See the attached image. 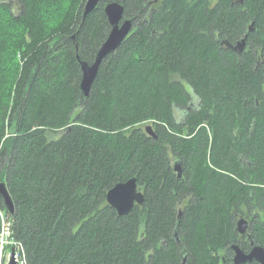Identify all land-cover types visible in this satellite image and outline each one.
<instances>
[{"label":"trees","instance_id":"1","mask_svg":"<svg viewBox=\"0 0 264 264\" xmlns=\"http://www.w3.org/2000/svg\"><path fill=\"white\" fill-rule=\"evenodd\" d=\"M85 1L0 0L14 212L0 211L28 263L233 264L232 245L264 249V0H99L84 17ZM113 2L133 28L85 96L80 62ZM242 39L241 54L222 44ZM131 178L144 203L119 216L106 194Z\"/></svg>","mask_w":264,"mask_h":264},{"label":"water","instance_id":"2","mask_svg":"<svg viewBox=\"0 0 264 264\" xmlns=\"http://www.w3.org/2000/svg\"><path fill=\"white\" fill-rule=\"evenodd\" d=\"M99 0H87L84 5L83 16L85 17L91 11H93ZM104 14L111 27V30L99 48L95 59L92 64L86 62H80V70L82 79L80 83V89L85 96L89 94L91 86L96 79L98 69L107 56L115 53L120 47L121 43L127 38L132 31V22L123 18L124 8L121 4L113 2L109 3L104 8ZM252 26V25H251ZM251 26L249 30L251 31ZM225 44L232 51L241 54L246 47L245 39H242L235 46H230L226 41ZM146 133L155 138V135L151 127H146ZM173 170L177 179L183 178L182 165L178 160H174ZM0 199L3 201V205L6 211L10 214L14 212V205L11 200L10 194L7 190L6 184L0 181ZM106 201L109 206L116 210L119 216H126L134 207V205L141 206L144 203L143 194L139 191L136 179L131 178L126 182L117 183L106 194ZM249 227L248 219L239 217L237 222V231L240 235L246 233ZM247 238L250 239L249 235ZM252 249L249 253L243 252L237 245H232L233 250V264H246L255 262L257 264H264V249L260 246H254L250 241ZM13 253L9 264H15L12 259Z\"/></svg>","mask_w":264,"mask_h":264},{"label":"built area","instance_id":"3","mask_svg":"<svg viewBox=\"0 0 264 264\" xmlns=\"http://www.w3.org/2000/svg\"><path fill=\"white\" fill-rule=\"evenodd\" d=\"M6 248L10 249L9 253H5ZM12 253L15 264H29L22 243L12 236L11 221L0 211V264H9Z\"/></svg>","mask_w":264,"mask_h":264},{"label":"rangeland","instance_id":"4","mask_svg":"<svg viewBox=\"0 0 264 264\" xmlns=\"http://www.w3.org/2000/svg\"><path fill=\"white\" fill-rule=\"evenodd\" d=\"M87 1V0H86ZM86 1H85V3H86ZM85 5V4H84ZM84 12V11H83ZM147 125V124H146ZM143 128H145V126L143 127ZM9 250L10 249H8V248H6V251H5V253H9Z\"/></svg>","mask_w":264,"mask_h":264},{"label":"bare ground","instance_id":"5","mask_svg":"<svg viewBox=\"0 0 264 264\" xmlns=\"http://www.w3.org/2000/svg\"><path fill=\"white\" fill-rule=\"evenodd\" d=\"M148 135V134H147Z\"/></svg>","mask_w":264,"mask_h":264},{"label":"flooded vegetation","instance_id":"6","mask_svg":"<svg viewBox=\"0 0 264 264\" xmlns=\"http://www.w3.org/2000/svg\"><path fill=\"white\" fill-rule=\"evenodd\" d=\"M239 219V218H238Z\"/></svg>","mask_w":264,"mask_h":264}]
</instances>
